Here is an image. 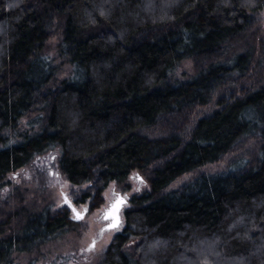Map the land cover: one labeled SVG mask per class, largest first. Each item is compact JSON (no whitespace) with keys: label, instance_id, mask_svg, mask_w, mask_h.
Returning a JSON list of instances; mask_svg holds the SVG:
<instances>
[{"label":"trees","instance_id":"1","mask_svg":"<svg viewBox=\"0 0 264 264\" xmlns=\"http://www.w3.org/2000/svg\"><path fill=\"white\" fill-rule=\"evenodd\" d=\"M262 10L264 0H0V179L57 149L69 183L87 184L75 202L92 210L109 183L147 171L102 264H264ZM54 34L70 67L58 82L45 50ZM186 59L193 75L173 78ZM249 137L263 140L253 159L167 190ZM73 223L66 207L28 216L0 239V264Z\"/></svg>","mask_w":264,"mask_h":264},{"label":"rangeland","instance_id":"2","mask_svg":"<svg viewBox=\"0 0 264 264\" xmlns=\"http://www.w3.org/2000/svg\"><path fill=\"white\" fill-rule=\"evenodd\" d=\"M253 36L264 38V10L255 14ZM57 42L58 35L54 34L45 46V50L54 57L53 62L58 67L56 82L66 77L70 71V67L57 56ZM255 62L253 76L255 81H260L264 79V55L257 56ZM193 73V63L190 59H186L179 64L172 77L185 79ZM215 102L214 97L209 104L198 109L195 117L214 110L217 107ZM25 122L26 119L21 121L20 131L26 129ZM155 133L148 134L153 136ZM262 141L257 137L241 140L218 161L179 176L167 187V190L181 186L197 174L225 170L229 163L239 158L253 159L257 156ZM147 175V171L135 170L124 183H109L102 192L101 204L89 210V201L75 202V198L87 188V184L75 186L69 183L59 170L57 149L39 154L25 166L7 173L0 179V239L22 233L21 227L25 219L43 209L54 212L66 207L74 223L44 243L31 246L25 251L13 252L9 260L2 264H102L105 247L124 227L123 211L128 206V202L121 211L122 222L118 227L106 228L108 220L103 218L105 209L118 193L129 200L133 194L147 190L149 188ZM69 201L79 212H85L82 218L76 220L75 214L68 205ZM237 264L242 262L237 261Z\"/></svg>","mask_w":264,"mask_h":264},{"label":"water","instance_id":"3","mask_svg":"<svg viewBox=\"0 0 264 264\" xmlns=\"http://www.w3.org/2000/svg\"><path fill=\"white\" fill-rule=\"evenodd\" d=\"M127 202L128 199L125 196L121 195L120 193L117 194L116 198L109 204L108 208L105 209L103 213V218L105 220H109L106 224V228L120 226L122 222L121 211ZM68 205L75 214L76 220L84 216L85 212H79L70 201L68 202Z\"/></svg>","mask_w":264,"mask_h":264},{"label":"snow or ice","instance_id":"4","mask_svg":"<svg viewBox=\"0 0 264 264\" xmlns=\"http://www.w3.org/2000/svg\"><path fill=\"white\" fill-rule=\"evenodd\" d=\"M142 179V178H141ZM93 246H94V242H93Z\"/></svg>","mask_w":264,"mask_h":264},{"label":"flooded vegetation","instance_id":"5","mask_svg":"<svg viewBox=\"0 0 264 264\" xmlns=\"http://www.w3.org/2000/svg\"><path fill=\"white\" fill-rule=\"evenodd\" d=\"M109 221V220H108Z\"/></svg>","mask_w":264,"mask_h":264}]
</instances>
